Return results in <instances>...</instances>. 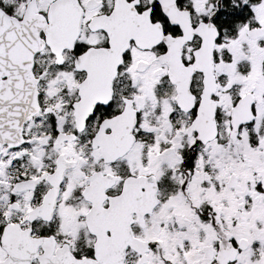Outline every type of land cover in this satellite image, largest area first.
I'll use <instances>...</instances> for the list:
<instances>
[{"label":"snow or ice","instance_id":"snow-or-ice-1","mask_svg":"<svg viewBox=\"0 0 264 264\" xmlns=\"http://www.w3.org/2000/svg\"><path fill=\"white\" fill-rule=\"evenodd\" d=\"M0 264H264V0H0Z\"/></svg>","mask_w":264,"mask_h":264}]
</instances>
